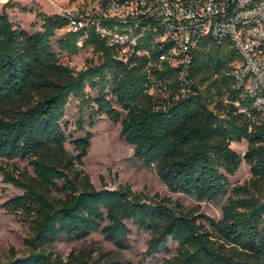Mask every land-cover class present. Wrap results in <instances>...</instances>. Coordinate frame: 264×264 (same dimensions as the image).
<instances>
[{
	"label": "trees",
	"instance_id": "trees-1",
	"mask_svg": "<svg viewBox=\"0 0 264 264\" xmlns=\"http://www.w3.org/2000/svg\"><path fill=\"white\" fill-rule=\"evenodd\" d=\"M9 4L0 5V159L27 160L33 172L0 163V174L24 191L4 207L24 215L32 236L27 255L13 253L0 264H72L46 248L63 236L85 239L98 231L125 248L132 234L128 222L154 234L150 257L168 251L169 240L178 244L177 256L163 264H264V119L235 105L241 99L233 73L240 56L232 42L204 38L182 78L179 69L150 66L144 57L122 60L118 48L95 31L80 48L81 34L67 30L57 51L53 40L68 28L67 18L37 12L41 30L29 33L11 20ZM88 48L98 61L84 69L61 62V54ZM159 80L169 98L151 93ZM72 98L80 102V128L88 109L91 126L103 115L121 123L135 158L154 166L173 192L199 200L228 196L222 218L201 215L206 227L179 203L176 208L130 184L97 189L83 168L93 133L75 140L77 154L66 148L63 121ZM244 140L242 156L232 144ZM244 160L252 178L232 188L229 177Z\"/></svg>",
	"mask_w": 264,
	"mask_h": 264
},
{
	"label": "rangeland",
	"instance_id": "rangeland-1",
	"mask_svg": "<svg viewBox=\"0 0 264 264\" xmlns=\"http://www.w3.org/2000/svg\"><path fill=\"white\" fill-rule=\"evenodd\" d=\"M11 3L7 7L11 20L29 33H35L41 30L42 26V20L36 17L37 12L55 15L64 11L86 9L94 2L92 3V0H13ZM24 8L29 11H23ZM2 11L3 8L0 6V13ZM66 33L67 29L58 31L53 40L57 51L59 50L57 42L65 37ZM92 61H98V56L90 48L81 49L77 54H61V62L76 70L84 69ZM88 91L92 96L96 95L95 91ZM79 107V100L72 98L63 121L67 135L66 148L71 153L77 154L75 140L85 137L87 132L93 133L91 147L88 156L84 158L83 168L97 189L118 188L121 184H130L135 191L144 192L150 197L170 199V204L176 208L179 203L186 208V211H193L198 221L206 227L209 224L201 215H207L215 220L222 218L223 207L227 203L228 196L217 200H199L188 194L173 192L161 181L154 166H147L135 158L134 145L121 136V123L115 124L108 116L103 115L97 119L94 126H91L92 112L88 109L83 116L84 128L82 129L78 124L81 119ZM123 116L125 117V113ZM232 147L244 156L248 142L244 140L233 143ZM0 163L11 168L16 164L33 172L27 160L0 159ZM251 178V167L245 160L239 172L229 177L232 188L245 184ZM23 193L22 189L6 183L4 176L0 174V261L10 259L13 253L21 257L29 252L30 246L27 241L32 236L30 224L25 221L23 214L11 213L4 207L5 202ZM128 225L132 229V234L125 248L108 241L98 231L85 239H70L63 236L48 246L46 253L63 261L71 259L72 264H81L83 259L89 264H163L166 259L177 256L179 246L176 242L169 240L168 251L160 250L150 257L147 251L154 234L140 230L132 222H128Z\"/></svg>",
	"mask_w": 264,
	"mask_h": 264
},
{
	"label": "built area",
	"instance_id": "built-area-1",
	"mask_svg": "<svg viewBox=\"0 0 264 264\" xmlns=\"http://www.w3.org/2000/svg\"><path fill=\"white\" fill-rule=\"evenodd\" d=\"M13 0H0L8 5ZM94 2V3H93ZM86 9L59 13L69 21L67 30L81 34L78 46L92 31L118 48L120 58L144 57L150 66L179 69L184 78L200 42L211 37L229 39L240 61L235 63V101L250 118L264 119V0H92ZM152 94L169 98L162 80Z\"/></svg>",
	"mask_w": 264,
	"mask_h": 264
}]
</instances>
